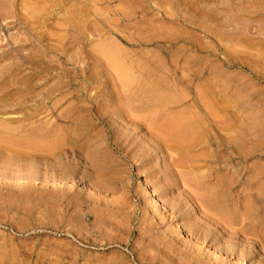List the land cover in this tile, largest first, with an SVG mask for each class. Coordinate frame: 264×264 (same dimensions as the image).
<instances>
[{
	"label": "rangeland",
	"instance_id": "374dc122",
	"mask_svg": "<svg viewBox=\"0 0 264 264\" xmlns=\"http://www.w3.org/2000/svg\"><path fill=\"white\" fill-rule=\"evenodd\" d=\"M0 19V264H264V0H0Z\"/></svg>",
	"mask_w": 264,
	"mask_h": 264
},
{
	"label": "bare ground",
	"instance_id": "6f19581e",
	"mask_svg": "<svg viewBox=\"0 0 264 264\" xmlns=\"http://www.w3.org/2000/svg\"><path fill=\"white\" fill-rule=\"evenodd\" d=\"M30 16V15H29ZM31 18V17H30ZM1 20V19H0ZM36 20V19H35ZM29 21H30V19H29ZM31 29V28H30ZM9 52V51H8ZM9 55V54H8ZM116 63V62H115ZM114 65H116V64H114ZM118 65H120V63L118 64ZM114 67V66H113ZM116 67L117 68H121V65H120V67L119 66H117L116 65ZM122 70V69H121ZM118 71V70H117ZM119 73V72H118ZM122 74V73H121ZM122 78V77H121ZM121 78H120V80H121ZM131 79H133V78H131ZM123 80V79H122ZM126 80V79H125ZM126 81H131V80H126ZM122 82V81H121ZM133 82V81H132ZM132 84V83H131ZM1 85V84H0ZM125 85V84H124ZM127 85H129L130 86V84H129V82H127V84H126V87H127ZM122 86H123V83H122ZM151 86V85H150ZM123 87H125V86H123ZM183 118V117H182ZM190 118V117H189ZM173 119H175V118H173ZM171 120L172 122H174V120ZM179 119V118H178ZM188 119V118H187ZM168 122V121H167ZM192 122H193V119H192ZM190 123V122H179V120H177V123L176 124H172V130L174 131V138H175V141H180L181 139H183L185 136H187L188 134H189V132L191 133L193 130H194V128H195V125L193 124V123ZM166 123V122H165ZM175 123V122H174ZM168 124H170V123H168ZM166 126H168V125H166ZM168 128V127H167ZM171 128V127H170ZM168 133H170V135H171V132L170 131H168ZM199 134V133H198ZM169 135V134H168ZM170 135H169V137H170ZM173 135L171 136V137H173ZM190 135V134H189ZM193 135V134H192ZM191 135V136H192ZM195 135V134H194ZM2 136V135H1ZM195 137H196V135H195ZM187 139H188V136L186 137ZM185 138V139H186ZM199 138H200V136H199ZM191 139H193V138H191ZM214 139V138H213ZM190 140V139H189ZM194 141H196V139H193ZM204 140V139H203ZM174 141V140H173ZM186 141V140H185ZM192 141V140H191ZM197 141H198V139H197ZM2 142V141H1ZM181 142H184V141H181ZM178 143V142H177ZM170 144V143H169ZM192 144H194V143H192ZM196 144V143H195ZM175 146V145H174ZM176 147V146H175ZM178 147V146H177ZM180 147V146H179ZM178 147V148H179ZM188 147H189V145H188ZM220 147V146H219ZM190 148V147H189ZM182 150V149H181ZM226 150V149H225ZM187 154V153H186ZM189 154V153H188ZM187 154V155H188ZM188 157V156H187ZM190 157V156H189ZM43 161V160H42ZM188 162V161H187ZM191 162V161H190ZM44 163V162H43ZM43 163H42V166H45V165H43ZM46 163V162H45ZM28 165V164H27ZM31 164H29L28 166H30ZM25 166V165H24ZM32 166V165H31ZM30 166V167H31ZM34 166H35V164H34ZM41 166V165H40ZM48 166V165H47ZM33 167V166H32ZM44 168V167H43ZM45 169V168H44ZM50 172V171H49ZM52 172V171H51ZM56 172V171H55ZM58 172H59V170H58ZM51 174V173H50ZM57 174V173H56ZM60 174V173H59ZM224 182V181H223ZM90 184H91V182H90ZM218 184V183H217ZM220 184V183H219ZM92 186V185H91ZM93 187V186H92ZM218 189V188H217ZM221 189V188H220ZM220 189H219V191H220ZM222 191V190H221ZM220 191V192H221ZM220 194V193H219ZM219 194H211V195H208V196H206V198L205 197H203L200 201H201V204H202V206H204V209H206V210H210L211 211V214L210 215H212V214H216L218 217H220L221 218V216L222 217H224L223 215H225V212H224V209H225V205H226V195H225V198H222L221 197V195H219ZM192 199V198H191ZM193 200V199H192ZM196 200V199H195ZM197 201V200H196ZM203 209V210H204ZM226 210H227V208H226ZM209 213V212H208ZM228 213V212H227ZM190 216V213H189V210H187L186 212H181L180 213V216H182V217H186V216ZM215 216V215H214ZM241 216V215H240ZM244 216V215H243ZM209 216H207V218H205V220L204 221H207V219H209L210 220V217L208 218ZM227 217V216H226ZM245 217V216H244ZM240 218V217H239ZM226 220H227V218H226ZM211 221V220H210ZM208 222V221H207ZM195 224L197 225V227H196V225H191V226H189L188 228H189V230L192 232V234L193 235H195V236H197V235H201V230L199 229L200 227L202 228V226L203 225H200V224H198V222H195ZM227 224V223H226ZM200 226V227H199ZM206 226H207V224H206ZM209 226V225H208ZM183 227V226H182ZM228 227V226H227ZM186 228V227H185ZM205 228V227H204ZM229 228V227H228ZM230 229V228H229ZM185 230V229H184ZM187 230V229H186ZM204 230V229H203ZM220 230V229H219ZM222 230H223V228H222ZM226 230V229H225ZM231 230V229H230ZM230 230H229V232H230ZM241 230H243V229H241ZM188 231V230H187ZM221 231V230H220ZM205 232V231H204ZM224 232V233H223ZM221 231L220 233H223V234H225V232H227V231ZM187 233H190L189 231L187 232ZM191 234V233H190ZM216 234V233H215ZM214 234V235H215ZM205 236V239H206V237L208 238V232L207 233H205L204 234ZM243 235H245V234H243ZM216 237H218V235H216ZM191 238V237H190ZM234 238V237H233ZM245 238V237H244ZM220 239V238H219ZM246 239V238H245ZM212 240H214L215 241V237H213V239L211 238L210 240H208V242L209 241H212ZM235 241H236V243H241V242H245L246 240H244L243 239V237L240 235V237H238V238H235L234 239ZM248 244V243H247ZM215 245H210L209 247L210 248H213L214 250H217V252H221L222 254H230V255H232V256H234V258H236L237 257V255H235L234 253H232V252H230V251H225V250H222V249H220V248H218V247H214ZM264 246V245H263ZM262 247V246H261ZM247 248H249V247H247ZM261 249V248H260ZM264 249V248H263ZM249 250L250 251H252L250 248H249ZM252 253L254 254L255 252L254 251H252ZM256 253H261V251H259L258 250V252H256ZM255 255V254H254Z\"/></svg>",
	"mask_w": 264,
	"mask_h": 264
}]
</instances>
